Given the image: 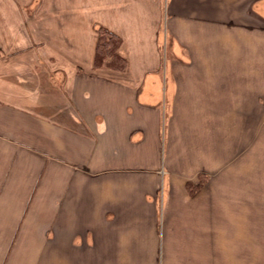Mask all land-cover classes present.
I'll return each mask as SVG.
<instances>
[{
	"label": "crops",
	"instance_id": "crops-1",
	"mask_svg": "<svg viewBox=\"0 0 264 264\" xmlns=\"http://www.w3.org/2000/svg\"><path fill=\"white\" fill-rule=\"evenodd\" d=\"M14 1L0 0V264H157L158 202H264V0ZM96 27L121 39L123 71L94 68Z\"/></svg>",
	"mask_w": 264,
	"mask_h": 264
},
{
	"label": "rangeland",
	"instance_id": "rangeland-1",
	"mask_svg": "<svg viewBox=\"0 0 264 264\" xmlns=\"http://www.w3.org/2000/svg\"><path fill=\"white\" fill-rule=\"evenodd\" d=\"M11 2L15 4L14 0H7L6 5ZM157 48L162 66L175 57L170 36L166 41L163 29ZM254 113L261 114L262 111ZM255 140L250 139L249 150H257ZM160 175H163L162 171ZM190 188L188 185L187 192L193 195L194 190ZM161 194L162 189L159 199ZM178 203L158 202L159 225L164 226V237L166 233L168 235V250L165 254L164 250L158 249L157 264H223L220 254L224 246L229 251V264H264V202H212L210 208V202H196L194 211H191L192 207L179 206L178 209ZM196 205L201 208L199 221L192 216L198 211L195 212Z\"/></svg>",
	"mask_w": 264,
	"mask_h": 264
},
{
	"label": "trees",
	"instance_id": "trees-1",
	"mask_svg": "<svg viewBox=\"0 0 264 264\" xmlns=\"http://www.w3.org/2000/svg\"><path fill=\"white\" fill-rule=\"evenodd\" d=\"M96 47L93 57V66L96 69L105 68L112 71H123L126 68L125 60L119 55L121 39L103 29L96 28Z\"/></svg>",
	"mask_w": 264,
	"mask_h": 264
}]
</instances>
